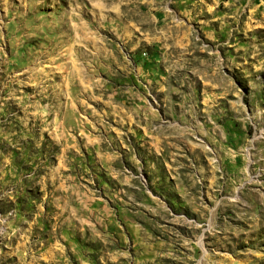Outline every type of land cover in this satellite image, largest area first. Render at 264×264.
Returning <instances> with one entry per match:
<instances>
[{"label": "rangeland", "instance_id": "obj_1", "mask_svg": "<svg viewBox=\"0 0 264 264\" xmlns=\"http://www.w3.org/2000/svg\"><path fill=\"white\" fill-rule=\"evenodd\" d=\"M0 264H264V0H0Z\"/></svg>", "mask_w": 264, "mask_h": 264}]
</instances>
